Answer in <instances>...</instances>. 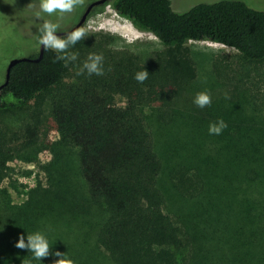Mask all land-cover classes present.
<instances>
[{"label":"trees","instance_id":"obj_1","mask_svg":"<svg viewBox=\"0 0 264 264\" xmlns=\"http://www.w3.org/2000/svg\"><path fill=\"white\" fill-rule=\"evenodd\" d=\"M91 1L80 0L75 22ZM107 5L163 49L136 54L115 48L112 35L85 31L69 49L78 53L75 62L44 49L38 62L11 68L0 90V264H40L15 247L19 236L36 231L50 245L41 264H53L57 251L74 264H96L87 249L88 260L76 261L84 253L72 251L70 243H86L87 232L74 241L69 233L81 231L83 221L109 264H264V100L254 95L247 102L245 90L229 85L207 92L211 105L197 107L193 98L205 91L196 89L186 47L208 41L262 64L264 12L239 0L183 13L170 0H109L95 13ZM4 16L0 9V65L10 49L31 46L17 57L36 59L40 46L4 27ZM92 53L103 55L104 74L76 75ZM143 69L149 76L138 83ZM217 119L227 128L209 135ZM50 130L59 136L55 143L43 139ZM65 148L76 151L81 191L70 180ZM43 150L54 155L46 168L50 187L11 205L1 187L12 171L7 164L31 162Z\"/></svg>","mask_w":264,"mask_h":264},{"label":"rangeland","instance_id":"obj_2","mask_svg":"<svg viewBox=\"0 0 264 264\" xmlns=\"http://www.w3.org/2000/svg\"><path fill=\"white\" fill-rule=\"evenodd\" d=\"M170 1L174 11L183 13L197 4L215 3L222 0ZM239 1L244 2L255 10L264 12V0ZM0 2V9H3L6 14L3 21H1L4 27L15 26L16 30H21V33L26 36L25 39L30 40L31 43L36 42V36L39 34L38 29L42 23V21H38L35 18V12L39 10L38 0H0ZM93 12L88 16L82 28L92 33L112 35L115 48H126L136 54L143 55L163 49V46L155 37L149 33L136 30L128 20L118 16L109 5L105 6L100 13H95V10ZM75 15L76 12H71L53 22L60 24L59 31L66 30L76 23ZM186 47L190 51L197 70L196 89L208 93L216 92L217 94L229 90V85H232L233 87H239V91L244 92L245 90L243 96L247 102H251V98L254 95L264 100V63L247 62L235 50L208 41L188 42ZM31 49V46L25 47L21 53L10 49L4 55L5 60L3 59L0 65V74L4 72L5 66L10 59L14 57L18 58L17 56L25 54V50L31 51ZM2 50L3 48L0 46V51ZM214 64L217 69H214ZM43 139L47 140V142L55 143L58 141L59 136L55 131L50 130L43 136ZM63 150L66 156V167L70 170V180L73 183L76 181L78 185L76 188L81 191L82 182L79 180L77 173L76 151L73 148H65ZM53 159L54 155L50 150H43L38 154L37 159L31 162L14 161L7 164L12 171L3 180L1 187L8 191L11 205L20 206L24 204L28 201L30 193L38 188V186L44 189L50 187V176L46 168ZM90 222L92 223L91 218ZM194 224L198 229H201L199 220L194 221ZM84 232H87L84 246H81L79 243L74 245L65 240L71 244L74 254L80 255V253H84L83 256L75 260H88L87 249L90 251L89 255L95 256L94 261H96V264H109L105 254L98 250L89 225L85 221H83L81 231L73 227L69 232L71 235L70 240L74 241L76 236ZM58 234H60V230H58ZM200 250L202 251V249Z\"/></svg>","mask_w":264,"mask_h":264},{"label":"clouds","instance_id":"obj_3","mask_svg":"<svg viewBox=\"0 0 264 264\" xmlns=\"http://www.w3.org/2000/svg\"><path fill=\"white\" fill-rule=\"evenodd\" d=\"M80 3V0H38V11L35 12V18L42 21L36 36V42L44 49L54 50L58 60L65 61V64L75 62L78 53L70 52L69 49L74 47L77 42L85 37V29L77 28L75 30L65 33L63 37L58 36L57 33L60 29L58 22H53L52 19H45L47 17L55 16L57 20L63 17L65 13H71L74 8ZM104 57L102 54L92 53L88 56L87 60L79 67L76 75H83L87 73L89 76H101L104 74ZM149 74L144 69L135 74L134 79L138 83H143ZM211 96L207 92H200L193 98V103L203 109L211 105ZM227 128V124L223 119L208 125L209 135H220ZM15 247L21 250H27L32 254V258L38 260L41 264L42 258L50 255V245L47 236L36 231L28 235H21L18 237ZM57 259L53 264H74L71 259L66 258L65 253L54 252L52 253Z\"/></svg>","mask_w":264,"mask_h":264},{"label":"water","instance_id":"obj_4","mask_svg":"<svg viewBox=\"0 0 264 264\" xmlns=\"http://www.w3.org/2000/svg\"><path fill=\"white\" fill-rule=\"evenodd\" d=\"M109 0H95L93 1L91 4H89L85 10L83 11L82 15L80 16L79 20L76 22V24H74L70 29L68 30H64V31H59L57 33L58 36H64L65 33L75 30L77 28H81L85 21L87 20L88 16L90 15V13L92 12L93 8L98 7V6H102L104 4H106ZM44 52V48H42L41 46L39 47V54L38 57L36 59H30L28 57H20V58H13L10 59L8 61L7 67H6V71H5V79L4 82L2 84H0V90L3 89L4 86H6L7 82H8V78H9V73L11 68L16 65L19 62H24V61H32V62H38L43 55Z\"/></svg>","mask_w":264,"mask_h":264},{"label":"flooded vegetation","instance_id":"obj_5","mask_svg":"<svg viewBox=\"0 0 264 264\" xmlns=\"http://www.w3.org/2000/svg\"><path fill=\"white\" fill-rule=\"evenodd\" d=\"M94 1H95V0H94ZM92 2H93V1L89 2V3L87 4V6H88L89 4H91ZM87 6H86V7H87ZM95 8H97V7H95ZM95 8H93V10H94ZM93 10H92V11H93Z\"/></svg>","mask_w":264,"mask_h":264}]
</instances>
